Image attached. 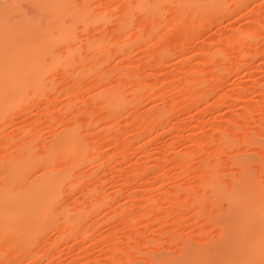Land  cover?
<instances>
[{"label": "rangeland", "instance_id": "1", "mask_svg": "<svg viewBox=\"0 0 264 264\" xmlns=\"http://www.w3.org/2000/svg\"><path fill=\"white\" fill-rule=\"evenodd\" d=\"M88 5L95 19L49 46L69 66L48 69L37 93L0 116V191L8 163L21 157L32 165L22 184L58 167L70 176L56 211L73 209L77 224L59 219L28 250L9 234L0 264H175L184 242L217 239L192 202L209 192L200 186L204 163L228 178L239 174L234 158L255 159L264 179V151L250 143L264 142V0ZM22 8L44 19L31 4ZM112 93L126 100L116 112L104 107ZM72 129L78 153L61 156L55 147Z\"/></svg>", "mask_w": 264, "mask_h": 264}, {"label": "bare ground", "instance_id": "2", "mask_svg": "<svg viewBox=\"0 0 264 264\" xmlns=\"http://www.w3.org/2000/svg\"><path fill=\"white\" fill-rule=\"evenodd\" d=\"M89 1L0 0V116L21 105L30 92L37 93L47 82L45 72L48 69L60 63L68 65L69 58L49 49V46L72 37L79 21L88 24L95 19ZM23 3L34 6L44 19H37L26 12L22 8ZM55 26L59 28L57 32H53ZM99 44L94 43L92 46ZM71 52L69 49L65 54H74ZM124 102L126 100L122 95L112 93L104 101V107L116 112L122 109ZM223 133L227 134L225 131ZM76 134L75 129L61 134L62 138L55 147L62 150L57 149L61 156H74L78 153L73 148ZM250 143L264 151L262 140L251 139ZM188 159H182L183 166H191ZM256 162L246 157L234 158L231 164L239 174L228 178L221 177L216 163L212 167L211 164L202 165L201 173L207 174L208 179L202 181L200 186L209 192L194 196L192 202L198 217L204 220L208 218L217 231V239L209 238L201 246L184 242L179 248L181 256L175 259V264H264V179L258 178L254 171ZM29 163L23 157L9 162L6 177L8 185L0 191V243L9 234H17L21 237L19 245L26 250L42 230L58 223L59 219L64 227L77 224L73 209L64 208V213H58L55 206L60 189L70 173L62 174L57 171L58 167L52 168L37 179L22 184L26 171L32 167ZM261 170L264 168L261 167ZM182 192L181 189L175 191L174 200H178ZM177 200L174 205L179 204ZM207 208L209 214L206 213ZM24 254L19 252L18 258ZM166 263L173 264L172 261Z\"/></svg>", "mask_w": 264, "mask_h": 264}]
</instances>
